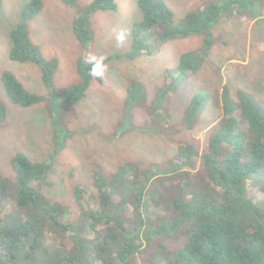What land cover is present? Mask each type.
I'll list each match as a JSON object with an SVG mask.
<instances>
[{"label": "rangeland", "instance_id": "rangeland-1", "mask_svg": "<svg viewBox=\"0 0 264 264\" xmlns=\"http://www.w3.org/2000/svg\"><path fill=\"white\" fill-rule=\"evenodd\" d=\"M30 1L4 0L0 6V105L4 107L0 119L1 174L10 182L16 181L10 166L16 154L48 165L45 180L28 185L49 201L64 205L69 219L85 221L89 204L79 200L76 191H85L90 199L98 194L96 178L113 180L125 169V185L129 178L148 179L145 185L152 189L145 201L150 208L142 218L146 228H156L172 217V200L181 195L186 182L189 187L206 183L200 175L201 157L193 169L176 166L174 159L179 145L192 144L199 153L206 151L212 129L223 118V86H228L235 104L241 105L244 96L264 111V57L253 56L254 46L264 43V19L250 23L254 15H264V0H254L241 15L244 17L225 16L212 28L213 42L200 70L178 88L180 55L201 52L209 37L207 32L171 35L165 41L163 33L173 27L160 26L144 38L153 54L128 59L133 26L142 19L138 0H117L116 10L90 14L85 28L91 43L79 42L73 25L92 0H76L72 5L40 0L41 10L25 24L42 56L58 61L51 89L44 85L36 64L9 58L10 32L21 23V12ZM159 1L180 21L211 0ZM88 55L104 58L102 75L91 76L85 96L68 103L61 99L60 91L82 82L77 61ZM6 71L44 101L26 108L12 103L2 84ZM168 85L174 91L164 93ZM197 94L203 95L205 102L191 124L185 121L186 112ZM10 197H14L13 192ZM123 210L117 213L120 218L125 216ZM179 245L178 240H170L167 247L171 250ZM136 262L149 264L142 256Z\"/></svg>", "mask_w": 264, "mask_h": 264}, {"label": "trees", "instance_id": "trees-1", "mask_svg": "<svg viewBox=\"0 0 264 264\" xmlns=\"http://www.w3.org/2000/svg\"><path fill=\"white\" fill-rule=\"evenodd\" d=\"M59 1L72 5L76 0ZM116 1H91L84 15L74 21L79 42L92 41L85 28L88 16L116 10ZM253 4L254 0H211L178 21L162 1L138 0L142 19L133 26L132 52L126 57L153 54L143 42L149 31L160 26L173 27L163 33L165 41L171 35L207 32L201 52L180 55L178 88L199 71L213 42L212 28L225 16L244 15ZM41 8L40 0H31L24 7L21 23L10 32L9 58L36 64L44 85L51 89L58 61L42 56L25 24ZM89 70L83 59L77 61L82 82L60 91L61 99L71 103L85 96ZM2 84L15 105L26 108L44 101L27 91L11 72L3 73ZM171 90L174 87L168 85L164 93ZM241 100V105L235 104L228 86H223V118L212 129L206 151L199 153L192 144L178 147L176 166L193 169L201 157L200 175L206 183L189 187L186 182L181 195L172 200V217L153 229L146 228L142 218L150 208L145 201L152 189L145 185L148 179L129 178L125 185V169L113 180L96 178V196L89 199L85 191H76L79 200L89 204L87 220H71L64 205L49 201L28 185L44 181L49 166L33 163L23 154L14 155L10 166L16 181L10 182L0 172V264H136L139 256L149 264H264V111L249 98ZM203 102V95L193 96L186 122L195 121ZM3 117L0 105V119ZM12 192L14 197H10ZM120 210L124 218L117 215ZM170 240H178L180 245L170 250Z\"/></svg>", "mask_w": 264, "mask_h": 264}, {"label": "clouds", "instance_id": "clouds-1", "mask_svg": "<svg viewBox=\"0 0 264 264\" xmlns=\"http://www.w3.org/2000/svg\"><path fill=\"white\" fill-rule=\"evenodd\" d=\"M104 58L95 55H88L84 58V63L90 65L89 75L93 78L102 75L104 70Z\"/></svg>", "mask_w": 264, "mask_h": 264}, {"label": "crops", "instance_id": "crops-1", "mask_svg": "<svg viewBox=\"0 0 264 264\" xmlns=\"http://www.w3.org/2000/svg\"><path fill=\"white\" fill-rule=\"evenodd\" d=\"M232 16H237L236 14L234 15H231L229 17H232ZM241 17H244V16H241ZM260 19H264V15L263 16H253V18H251L250 20V23L252 22L253 25L256 24ZM247 51L250 52L251 51V47H247ZM253 56L255 59H259V58H263L264 57V43H260V44H256L254 46V49H253ZM232 61H234L232 59ZM240 61V60H239ZM231 62V61H230ZM200 70V69H199ZM180 146V145H179ZM178 146V147H179Z\"/></svg>", "mask_w": 264, "mask_h": 264}]
</instances>
